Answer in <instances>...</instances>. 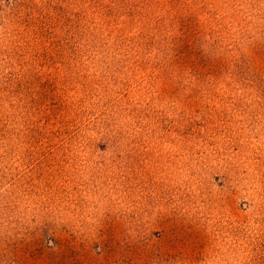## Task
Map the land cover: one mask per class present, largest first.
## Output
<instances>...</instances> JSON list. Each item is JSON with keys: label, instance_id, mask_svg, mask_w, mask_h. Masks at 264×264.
I'll list each match as a JSON object with an SVG mask.
<instances>
[{"label": "rangeland", "instance_id": "rangeland-1", "mask_svg": "<svg viewBox=\"0 0 264 264\" xmlns=\"http://www.w3.org/2000/svg\"><path fill=\"white\" fill-rule=\"evenodd\" d=\"M264 264V0H0V264Z\"/></svg>", "mask_w": 264, "mask_h": 264}, {"label": "trees", "instance_id": "trees-1", "mask_svg": "<svg viewBox=\"0 0 264 264\" xmlns=\"http://www.w3.org/2000/svg\"><path fill=\"white\" fill-rule=\"evenodd\" d=\"M260 264H263V263H260Z\"/></svg>", "mask_w": 264, "mask_h": 264}]
</instances>
